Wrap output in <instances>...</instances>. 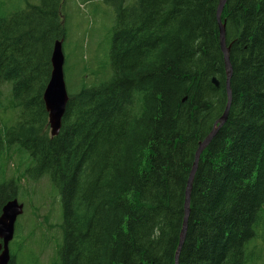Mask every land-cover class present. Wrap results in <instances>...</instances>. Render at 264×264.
<instances>
[{"label": "trees", "instance_id": "trees-1", "mask_svg": "<svg viewBox=\"0 0 264 264\" xmlns=\"http://www.w3.org/2000/svg\"><path fill=\"white\" fill-rule=\"evenodd\" d=\"M219 2L121 4L113 73L68 91L56 136L43 96L66 37L65 1L0 17V87L12 84L17 111L0 130V155L20 146L34 162L28 178L49 176L58 191L57 264H175L196 152L228 101ZM222 19L233 100L199 161L179 264H248L264 228V0H227ZM17 196L14 179L0 183V214Z\"/></svg>", "mask_w": 264, "mask_h": 264}, {"label": "rangeland", "instance_id": "rangeland-1", "mask_svg": "<svg viewBox=\"0 0 264 264\" xmlns=\"http://www.w3.org/2000/svg\"><path fill=\"white\" fill-rule=\"evenodd\" d=\"M39 1L0 0V17L10 16ZM63 1L66 88L69 93H76L83 86L98 85L110 79L117 8L121 4L130 6L134 0ZM11 88V83L0 87V130L7 120L13 123L17 116V111L11 108ZM33 163L18 145L0 155V183L14 179L18 186L17 198L24 204V213L18 217L10 252L17 254L15 264H57L62 244L61 198L49 176H43L38 181L28 178L26 170ZM258 231L257 242L254 243L256 258L253 261L250 259L251 249L248 246V264H264V228Z\"/></svg>", "mask_w": 264, "mask_h": 264}, {"label": "water", "instance_id": "water-1", "mask_svg": "<svg viewBox=\"0 0 264 264\" xmlns=\"http://www.w3.org/2000/svg\"><path fill=\"white\" fill-rule=\"evenodd\" d=\"M227 0H220L218 10H217V20L220 30V43L221 48L225 60L226 73H227V81H226V89L228 95L227 106L224 110V113L218 120L216 121L213 129L210 133L205 137L203 141L200 142L199 147L196 152L195 161L188 179L187 188L185 192V216L183 221V227L180 235L179 246L176 252V262L175 264H179L180 254L186 239L187 230H188V222L191 211V195L193 190V181L195 178L196 171L198 169L199 161L202 153L208 147V145L212 142L215 134L218 133L219 129L225 124L228 118V114L232 105L233 93L231 88V79L233 76V67L231 64V45L226 44V24L222 20V13L224 10V6L226 5ZM63 38L61 40H57L54 45V49L52 50V71L49 83L44 91V102L46 105V109L49 115V126L51 127V135L56 136L60 133L62 119L64 117L66 107L68 104V90L65 79V61L66 56L63 48ZM213 82L215 85H219V81L217 78H213ZM24 213V204L21 203L18 198H13L7 201L3 208L2 213L0 214V264H9L12 259V253L10 252V243L15 236L16 231V223L18 217Z\"/></svg>", "mask_w": 264, "mask_h": 264}]
</instances>
